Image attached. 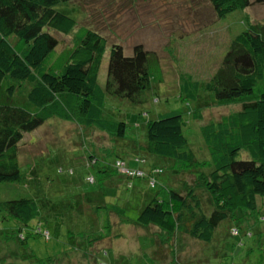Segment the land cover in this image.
<instances>
[{"label": "trees", "instance_id": "obj_1", "mask_svg": "<svg viewBox=\"0 0 264 264\" xmlns=\"http://www.w3.org/2000/svg\"><path fill=\"white\" fill-rule=\"evenodd\" d=\"M188 1L201 22L205 21L199 18L202 9L208 10L214 21L251 4L264 3ZM69 2L74 0H0V182L21 181L19 145L27 132L48 119L72 120L88 128L85 134L97 130L121 141L123 123L104 116L105 96L139 103L151 80L157 77L158 82L161 78L154 52L134 44L131 54L126 55L123 47L113 42L101 87L97 72L106 39L100 32L79 27L71 35L70 45L60 48L56 34L68 35L75 26V20L59 9ZM218 62L211 76L201 83V89L212 94L210 102L214 105L238 107L196 127L206 159H197L193 144L183 133L190 122L175 113L147 119L146 140L132 142L133 148L146 154L136 158L146 168L125 167L121 160L102 164L122 176L128 187L132 186L129 179L141 178L155 190L149 199L140 195L144 202L131 220L133 225L147 230L150 226L157 229L151 245L154 249L146 253L143 264H160V247L165 244L171 251L166 264H246L251 256L264 264V86L256 85L264 83V23H248L231 38ZM150 70L155 72V78ZM179 78L178 90L191 96L194 103L186 115L195 121L200 117L197 109L204 103L195 105L197 93L192 95L188 86L197 90L198 83L189 76L180 83ZM85 160L96 161L92 156ZM134 170L140 175L127 174ZM184 175L193 176L190 184L184 181ZM88 180L93 182V178ZM44 184L46 188L48 181ZM48 199L44 195L39 199L0 201V243L12 241L17 246L16 257L6 264H56V258L66 253L58 252L57 245L50 243L41 257L33 254L32 244L26 246L29 239L39 237L48 242L50 234H57L56 228L50 230L46 217L57 205L49 204ZM104 204L101 198V208ZM47 209H51L50 214ZM98 209L99 205L93 207L96 213ZM176 235L200 242L210 254L185 263L178 261L173 246L177 244ZM102 237L99 234L89 238L86 247ZM214 254H218L216 259Z\"/></svg>", "mask_w": 264, "mask_h": 264}, {"label": "rangeland", "instance_id": "obj_2", "mask_svg": "<svg viewBox=\"0 0 264 264\" xmlns=\"http://www.w3.org/2000/svg\"><path fill=\"white\" fill-rule=\"evenodd\" d=\"M198 2L202 4L203 0ZM193 8L188 0H74L60 5L59 9L75 20V26L68 35L56 34L60 48L70 45L73 32L83 26L96 29L105 37L106 44L97 72V82L101 87L105 82L108 51L113 42L120 44L126 55L131 54L134 44L154 52L161 78L158 82L155 81L157 77L151 80V86L142 92L139 103L105 96L104 116L123 123L124 138L121 141L116 142V139L97 130L85 134L88 128L78 126L72 120L58 118L48 119L24 135L18 149V167L23 177L19 183L0 182V201L18 197L39 199L45 195L49 198L48 203L57 205L51 214V209H47L50 216L45 215L50 222V230L56 228L57 234H50L48 242L36 237L26 243V246L33 245L34 255L45 256L47 246L52 243L57 245L55 249H59L58 252H66L56 258V264H95L93 258L97 264H143L146 253L150 254L154 249L151 245L157 229L150 226L147 230L131 223L144 202L140 195L145 194L149 199L154 196V188H148L141 178L129 179L132 186L128 187L122 176L111 167L103 168L102 164L112 165L121 160L125 167L146 168L141 160H136L146 154L133 148L132 142L146 140L147 119L175 113L190 122L188 128H183V133L193 144L197 159H206L196 127L238 106L212 104V94L203 92L201 83L214 72L234 35L244 30L248 23H264V3L251 4L214 21L207 14L208 10L202 9V17L199 18H204L203 22L195 16ZM208 19L210 22L206 21ZM150 74L155 78V72L150 70ZM179 76L180 83L187 81L188 76L198 83L197 90L188 86L192 95L195 91L197 93L195 105L204 103L197 109L200 115L195 120L197 122L186 115L194 103L191 96L178 90ZM256 85L264 86V83L259 81ZM91 156L96 161L87 163L85 159ZM127 174L138 175L135 171ZM89 178H93V182ZM183 178L190 184L193 176L184 175ZM178 189L182 188L179 186ZM101 198L105 203L103 208ZM95 205H99L97 213L93 210ZM261 205L264 208V198ZM57 221L60 222L55 225ZM99 234L104 237L86 247L85 241L88 243L89 238ZM176 238L177 244L173 243L175 255L182 263L210 254L205 245L194 239L178 235ZM58 241H63V245ZM169 247L168 244L160 247V264L167 263L171 254ZM16 250L15 242H1L0 264L11 263L17 255ZM217 255L213 257L216 259ZM234 259L239 261L237 256ZM15 262L21 263L19 260ZM246 264L259 262L256 256H251Z\"/></svg>", "mask_w": 264, "mask_h": 264}, {"label": "built area", "instance_id": "obj_3", "mask_svg": "<svg viewBox=\"0 0 264 264\" xmlns=\"http://www.w3.org/2000/svg\"><path fill=\"white\" fill-rule=\"evenodd\" d=\"M135 171V170H134ZM138 175H140V172H136Z\"/></svg>", "mask_w": 264, "mask_h": 264}]
</instances>
